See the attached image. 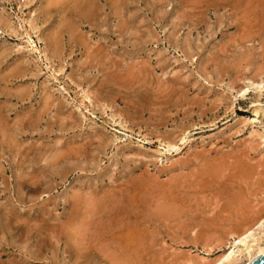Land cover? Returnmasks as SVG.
Here are the masks:
<instances>
[{
  "label": "rangeland",
  "instance_id": "obj_1",
  "mask_svg": "<svg viewBox=\"0 0 264 264\" xmlns=\"http://www.w3.org/2000/svg\"><path fill=\"white\" fill-rule=\"evenodd\" d=\"M87 2L0 0V264L212 263L264 220V0Z\"/></svg>",
  "mask_w": 264,
  "mask_h": 264
},
{
  "label": "bare ground",
  "instance_id": "obj_2",
  "mask_svg": "<svg viewBox=\"0 0 264 264\" xmlns=\"http://www.w3.org/2000/svg\"><path fill=\"white\" fill-rule=\"evenodd\" d=\"M87 1H89L90 4L91 0H86V2ZM88 6L90 7V5ZM52 41L53 40L51 39L48 41V43H52ZM247 91L248 90L242 89L240 90L239 94H245ZM233 234H231V238H228L229 240H227L229 248L226 250V252L224 251L222 255L209 264H251L258 257L264 256V220H261L250 227L247 226V228L243 229L242 233L240 234ZM203 260L205 261L206 258H203Z\"/></svg>",
  "mask_w": 264,
  "mask_h": 264
},
{
  "label": "water",
  "instance_id": "obj_3",
  "mask_svg": "<svg viewBox=\"0 0 264 264\" xmlns=\"http://www.w3.org/2000/svg\"><path fill=\"white\" fill-rule=\"evenodd\" d=\"M251 264H264V256L258 257Z\"/></svg>",
  "mask_w": 264,
  "mask_h": 264
}]
</instances>
